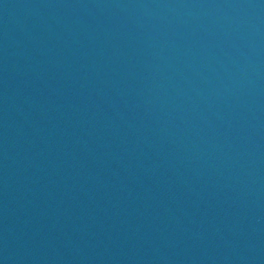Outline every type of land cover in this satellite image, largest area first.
Listing matches in <instances>:
<instances>
[{
	"label": "water",
	"instance_id": "obj_1",
	"mask_svg": "<svg viewBox=\"0 0 264 264\" xmlns=\"http://www.w3.org/2000/svg\"><path fill=\"white\" fill-rule=\"evenodd\" d=\"M0 264H264V0H0Z\"/></svg>",
	"mask_w": 264,
	"mask_h": 264
}]
</instances>
